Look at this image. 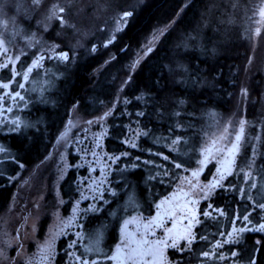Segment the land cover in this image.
Here are the masks:
<instances>
[{"label": "flooded vegetation", "instance_id": "obj_1", "mask_svg": "<svg viewBox=\"0 0 264 264\" xmlns=\"http://www.w3.org/2000/svg\"><path fill=\"white\" fill-rule=\"evenodd\" d=\"M69 1L76 2L42 0L41 6L36 7L33 0H16V3L15 0H0V5L4 6L0 15V41L9 50L7 56L0 54V64L10 63L21 73L8 89L0 90L3 97L0 99V264H83L84 260L89 264H124L127 256L128 248L124 243L126 234L122 235L117 227H112V217L107 216L112 208L117 210L119 218L123 216V192L119 190L122 185L117 186V196H111L108 202L100 201L101 207L104 204L100 215L87 216V211H84L79 219L81 235L75 238L74 227L71 228L76 213L70 209L75 203L77 184L73 152L78 129L76 125L81 123V119H76L75 109L80 100L73 99V95L68 96L63 89L54 95L51 91L61 81L60 76H68L64 71L75 57L73 48H84V44L73 47L69 41L60 38L63 33L81 31L73 16L72 19L70 17L69 7L72 4ZM54 4L65 7L64 19L70 18L63 26L57 19L47 18ZM122 36L93 44L90 61H93L95 69L100 65H103V69L112 66L119 68L121 55L128 48ZM42 48L45 52L39 55ZM61 52L68 53L69 61L58 58ZM41 56L44 58L41 59ZM34 62H38V66L28 74V80H23V73L27 70L24 66H32ZM82 66L84 64L69 74L67 85L73 84ZM92 66L88 73L85 71V76H95L91 71ZM8 75L0 71V82H8ZM17 82L23 83L24 87H17ZM16 92L20 94L19 97L15 96ZM64 152L70 157L57 164ZM217 163V160L210 163V159H207L200 181H204L214 165L216 169L218 167L215 173L219 180L222 173L226 179L240 176V171L236 170L233 175L229 166ZM215 190L217 193L221 186L218 185ZM60 194L63 199L62 215L68 220L64 224L62 238L56 223L57 212L53 216L54 210L59 209ZM162 198L165 201H160ZM170 198L166 193L163 197L148 201L146 212L141 211L140 202L133 211V215H139L140 219L139 223H135L136 228L134 226L129 233L130 243L131 237L139 239L142 236L154 244L167 241L168 246L158 245L156 254L146 258L150 264H258L259 253L264 252V231L257 229L260 221L259 225L264 224V218L260 219V208L253 207L257 204L255 201L237 203L243 208L229 202L232 210L220 209L224 215H219L220 212L216 211L214 202L210 200H192L187 195H170ZM206 205L212 209V212H208L209 216L203 215L207 212ZM46 209V217H42ZM245 216H248V220L244 219ZM5 220L6 223H2ZM189 223L192 225L193 242L188 244L184 240H177V247H171L169 235H182ZM103 224L111 226L109 233H102L99 244L91 245L90 237L97 233L91 231ZM4 229L8 231V236ZM234 229L245 231L233 235ZM201 236L207 237L208 241L201 239ZM233 239L238 242L231 243ZM49 242H52L51 250L48 249ZM218 244H223V247H218ZM97 247L99 251H96ZM89 248L92 251H87ZM204 252H208L209 256L205 257Z\"/></svg>", "mask_w": 264, "mask_h": 264}, {"label": "trees", "instance_id": "obj_2", "mask_svg": "<svg viewBox=\"0 0 264 264\" xmlns=\"http://www.w3.org/2000/svg\"><path fill=\"white\" fill-rule=\"evenodd\" d=\"M147 3L122 36L123 42L128 44L127 51L136 50L142 36L150 32L153 25L156 27L161 22L170 26L152 52L142 56L128 80L122 94L124 108L120 116L113 110L117 104H111L113 91L107 86L104 90L103 85L98 90L94 76H85L93 61L80 68L79 75L66 90L68 96L80 100L79 110L85 114H96L103 103L109 105V134L105 147L109 153L131 154L125 162L136 166H127L119 175L123 188L135 184V193L142 197V212L148 210V201L176 188L184 170L195 165L213 118L233 116L238 105L247 106L248 117H255L264 97V57L258 58L260 63L250 66L252 38L242 37L241 30L226 33V23L222 25L218 18L223 12L218 7L220 1L148 0ZM212 5L218 7L216 13L211 11ZM123 6L118 5L119 8ZM173 25L175 28L171 27ZM200 38H203L202 47ZM263 40L264 35L259 40L260 46ZM261 48L264 55V42ZM126 57L127 52L121 55V61L124 58L127 62ZM243 98L245 100L240 102ZM136 126L140 134L136 146L131 147L124 140ZM261 126L264 144V119ZM178 139L181 142L174 144ZM169 145L173 148L169 149ZM261 155L259 169L264 170V145ZM176 164L182 167L176 168ZM113 181L115 186H120ZM258 181L245 183L239 175L229 178L224 184L229 189L222 187L212 196L214 207L231 211L229 202L237 204L251 198L261 203L258 197L246 196L242 189L243 186L244 191L253 184L257 186ZM237 207L243 208V205L237 204ZM259 254L258 264H262L264 252Z\"/></svg>", "mask_w": 264, "mask_h": 264}, {"label": "rangeland", "instance_id": "obj_3", "mask_svg": "<svg viewBox=\"0 0 264 264\" xmlns=\"http://www.w3.org/2000/svg\"><path fill=\"white\" fill-rule=\"evenodd\" d=\"M218 1L221 3H218V7L223 10L221 17L218 16V18L220 19V22L222 21V25L226 23V33L233 34L237 32V30H241L242 37H251L252 40H250V44H252V50L249 64L251 66L255 63H260L258 58L261 59L264 57L261 48L264 40L261 46L259 45V40L264 35V0H216V2ZM119 2L120 3H118V0H76V2H71L72 7L71 5L69 7L70 17L72 19L73 16L75 24L81 31L63 33L60 38L69 41L70 45L73 47L84 44V48H73L75 57L71 59L69 66H67L68 68L64 71L65 74L69 76V74L76 72L81 64H86L92 59V47L95 42L110 41L114 37L120 38L124 35V32L128 29L129 23L134 19V16L137 15V13H140L148 4V0H120ZM74 5L76 9L74 8ZM118 5L125 6L119 8ZM218 7L216 6L215 8V5H212L211 11L216 13ZM3 10L4 6L0 5V15L3 14ZM180 11H178V13ZM126 12L131 13L132 17L127 19V17L124 16V13ZM64 20L67 23L70 21V18L67 17ZM153 26L150 32L142 36V39L138 42L136 50L131 53V51H127L128 49L126 48L127 62H124V58L122 59L121 64L119 65L120 71L118 67V69H115L114 66L109 69H103V65H100L97 69H95L94 66L91 68V71L95 74L94 82L98 84L97 89L99 90L103 85L102 88L104 90L107 86L113 91L111 94L113 97L111 104H117L113 110L119 112L118 116L121 114V109L124 108L122 104V94L128 84V80L133 76L138 63L142 61V56L149 52L147 51L149 48L153 50L154 47L159 44L160 37L165 34L164 31H166L167 27L170 25L168 23L165 24L160 22L156 27ZM171 27L175 28L174 25ZM203 28H205V26ZM202 39L203 38L199 39L201 47ZM182 45L184 46L185 43ZM50 50L51 49H48L47 51ZM44 52V48L40 49L39 55ZM131 54L133 56H129ZM175 68L179 70V64H176ZM100 73H104L105 76H97ZM123 73L126 75H123ZM68 76H60L61 81L57 84V87L56 85H53L54 89H51L53 95L57 94V92L62 89L63 91L67 90V81L70 78ZM124 76H126V78H124ZM92 88H94V86ZM243 100L245 99H241L240 102ZM88 106L91 107L92 105L90 104ZM101 106L100 110L93 115H88L80 111L78 109L79 106L75 109L76 119H81L80 125H76L78 129L76 130L75 148L73 152L75 155L73 169L75 170L77 184L75 203L72 209H70L72 212L75 211L76 213L75 222L74 224H71V228L74 227L75 230V238H77L78 235H81L79 233L81 226L79 219L84 214V211H87V216L94 214L100 215L104 207V204L102 207L100 206V201L108 202L111 199V196L118 195L119 190L123 192L122 199L124 213L123 216H120L119 218L117 210L112 208L111 213L108 215L112 217L111 226L114 228L117 227L118 232H121L122 235L129 234L132 232L131 230L134 228L135 223H139L140 219L139 215L129 216V214L133 213L137 205L140 202L142 203V197L135 193V184H133V187H122L121 189H119L117 185H112L113 180L117 181V184L122 185V182H120L122 176L119 174H121L123 169L127 168V166L135 167L136 164L125 162L127 158H130V153L114 154L109 153L106 150L105 145L109 134V114L107 113L109 105L103 103ZM235 109L237 110H235L231 117L228 115H217V119L214 120L213 118L212 124H210L212 127L207 132V137L201 145V152L198 161L193 167L191 166L184 170L178 186L167 192L168 198H170V195L172 197H176L177 195H187L192 200L211 201V197L215 195L216 190L214 188L209 191V187L215 181L219 180V178L215 173L218 167L216 169V166L214 165L209 174L204 177L205 182L200 181L199 178L203 171L202 167L205 168L207 165L206 163L201 164V161H205L207 156L208 159H210V163L217 160V164L222 163L223 166H229L231 174H235L236 170L240 171L241 180H245V183L254 181L255 179L258 181V177L260 176V180L258 181L260 184L255 188L248 187L244 191L245 187L243 186L242 189L246 196L253 197L254 199L255 197H258V199L262 201L261 203H264V170L259 169L264 145L262 143V132L259 129V127H262L261 124L264 119V97H262L260 106L257 108L259 114H256L255 117H248V108L245 105H238ZM89 121H91V123H89ZM255 126L258 128V131ZM139 134L140 128L136 126V128H133L129 132L128 138L124 141L127 142L128 146H136ZM237 136L240 137L239 142L236 140ZM83 137H86V140H83ZM236 144H238V151L233 153V145ZM168 147L169 149L173 148L171 145ZM206 149L207 152L205 151ZM64 153L65 154L61 155L59 160L57 159V164L70 157V154L67 156L66 152ZM230 166L232 167V170ZM68 168L71 169L72 167ZM193 172H197L198 175L194 177L192 175ZM229 178L231 177H228L227 179L225 177L224 179L219 180L220 185H222L223 188H225L224 184ZM232 178L234 177L232 176ZM59 179L61 180L62 177ZM225 189L228 190L229 188ZM107 194H110V196L107 197ZM62 200L60 194L61 202L59 204V209L54 210L55 213L53 215L56 216L57 212L58 219L56 223L59 228L58 231L60 238L63 236L64 224L68 222L67 218H64L62 215ZM163 200L164 198L160 199V201ZM250 200L254 201L252 198ZM208 206L209 205L205 206V208H207L206 211L212 212L211 207L208 209ZM93 209H98V211H93ZM253 210L254 209H252L251 212ZM260 210V219L262 220L264 218V209ZM136 212L139 213V210H136ZM115 213L117 214V217ZM46 214L47 209L46 211L44 210L42 217H46ZM2 223H6V220ZM259 223H261V221ZM259 223L258 226H260ZM111 226L103 224L97 227V230L93 229L91 232L97 231V233H94V236L90 237L91 240L89 241L91 245L96 243L98 237L99 239L103 238L102 233H109ZM4 232H6L8 236V231L6 229H4ZM129 237L130 236H126L125 240L127 239V242L130 244L128 241ZM205 240H207V237ZM45 242H47V240Z\"/></svg>", "mask_w": 264, "mask_h": 264}, {"label": "snow or ice", "instance_id": "obj_4", "mask_svg": "<svg viewBox=\"0 0 264 264\" xmlns=\"http://www.w3.org/2000/svg\"><path fill=\"white\" fill-rule=\"evenodd\" d=\"M33 3H34V5L36 7H39V6H41L42 0H33ZM65 11H66L65 7H61V6H59V4H54L49 9V13L50 14H49V16L47 18L49 20L55 18V19L58 20L59 24L61 26H63L66 23L65 20H64ZM129 15H131V13H127V12L124 13L125 17H127ZM68 26L72 27V25H68ZM56 47H58V45ZM8 51L9 50L4 45V42L0 41V54H2L4 56H7ZM147 51L150 52V51H152V49L149 48ZM43 58L44 57L41 56V59H43ZM58 58L61 59V60H65V61L70 59L67 52H61ZM37 66H38V62H34L32 64V66H24V67L27 68V70L23 73L22 79L23 80H28V78H29L28 74L33 71L34 67H37ZM0 71L7 72L9 74L8 75V82H0V90L8 89L10 87L11 83L13 82L14 78L21 76L20 71L17 68H13L10 63L0 64ZM0 79H2V78H0ZM16 86L23 88L24 84L17 82ZM15 96L19 97L20 94L18 92H16ZM0 99H3V97L0 96ZM177 115H179V113H177ZM89 123H91V121H89ZM236 140H237V142H239L240 137L237 136ZM180 142L181 141L178 139L177 141H174L173 143L174 144H178ZM132 146L135 147V145H132ZM205 151L207 152V149ZM232 151H233V153L238 151V144L233 145V150ZM165 159H167V157H165ZM207 159H208V157L206 156L205 161H201V164L206 163ZM175 167L176 168H180V167H182V165L181 164H176ZM226 172H228L227 169H226ZM228 174H230V173H228ZM192 175L195 177V176L198 175V173L197 172H193ZM220 179L221 180L224 179V174L223 173L221 174ZM218 185L222 187V185H220V181L219 180L215 181L213 184L210 185L209 191H211L212 189L216 188ZM251 187L255 188L256 185L253 184V185H251ZM253 207H258L260 209H264V203L254 204ZM93 211H98V209H93ZM216 211H219L220 215H224L222 210L216 209ZM194 215L195 214L193 213V216ZM203 215L204 216H209L210 214L208 212H205V213H203ZM244 219L248 220V216H245ZM160 226H162V225H160ZM126 227H127V223H126ZM191 228H192V225H191V223H189L188 228L185 230V232L182 235H171L170 234L169 235V239L172 241L171 247H173V248L177 247V243H176L177 240H184L186 243L191 244L193 242V239H194V237L192 235V232H191ZM257 230L258 231H264V224L260 225L259 229H257ZM243 231H245V229H239V230H235L234 229L233 230V235H235L237 232H243ZM151 235L154 236L155 233L152 232ZM126 236H131V234H126ZM200 238L201 239H206V237H203V236H201ZM99 242H100V239L98 237L97 240H96V244L98 245ZM230 242L231 243H236V242H238V240L237 239H233ZM124 243L126 244V246L128 248V252H127V256L125 257L124 264H150V260L146 259V258H151L153 255L156 254L157 246L158 245L168 246L167 245V241H158L156 244H154L152 241L148 240L146 238V236H142L139 239H136L135 237H131V243L130 244L127 242V239L124 241ZM217 246L218 247H223V244H218ZM51 248H52V242H49L48 249L51 250ZM87 251H92V249L89 248V249H87ZM96 251H99L98 247L96 248ZM117 251L119 252L120 249H118ZM203 255L205 257H208L209 253L208 252H204ZM233 255L235 256L236 253H233ZM113 258H115V257H113ZM221 258H223V257H221ZM80 259H82V257ZM83 264H89V262L84 260ZM250 264H251V262H250Z\"/></svg>", "mask_w": 264, "mask_h": 264}, {"label": "water", "instance_id": "obj_5", "mask_svg": "<svg viewBox=\"0 0 264 264\" xmlns=\"http://www.w3.org/2000/svg\"><path fill=\"white\" fill-rule=\"evenodd\" d=\"M68 61V60H67Z\"/></svg>", "mask_w": 264, "mask_h": 264}]
</instances>
